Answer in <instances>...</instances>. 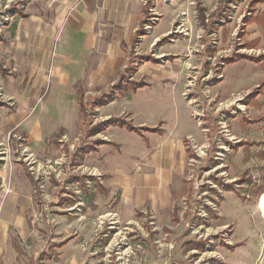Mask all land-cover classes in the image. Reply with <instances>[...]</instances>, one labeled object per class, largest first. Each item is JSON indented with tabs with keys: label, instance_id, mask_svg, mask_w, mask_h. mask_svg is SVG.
<instances>
[{
	"label": "rangeland",
	"instance_id": "rangeland-1",
	"mask_svg": "<svg viewBox=\"0 0 264 264\" xmlns=\"http://www.w3.org/2000/svg\"><path fill=\"white\" fill-rule=\"evenodd\" d=\"M250 1L229 0L205 31L196 0H148L135 44L88 62L76 85L79 115L65 110L60 122L43 118L34 135V114L48 113L54 102L46 85L24 75L25 54L1 49L35 1L0 0V264H264V218L256 207L264 193L257 196L264 184V59H223L264 54V26L245 22ZM201 2L207 16L219 0ZM137 7L130 5V16ZM127 25L137 29L139 21ZM143 54L154 59L141 62ZM138 80L147 84L135 88ZM117 116L163 134L141 127L149 146L125 128L108 133L110 125L88 136ZM60 127L62 135L54 136ZM97 139L117 142L108 151L116 159L106 160L108 152L76 158L79 146ZM184 144L192 155L183 161ZM150 150L156 168L169 163L170 203L163 208H151L145 192L137 194L140 206L130 205L122 187L123 172L142 175L130 162L140 164ZM113 164L120 165L116 172L102 173ZM155 194L158 201L163 196L159 188ZM206 239L204 250L193 248ZM236 243L242 244L228 248Z\"/></svg>",
	"mask_w": 264,
	"mask_h": 264
},
{
	"label": "crops",
	"instance_id": "crops-1",
	"mask_svg": "<svg viewBox=\"0 0 264 264\" xmlns=\"http://www.w3.org/2000/svg\"><path fill=\"white\" fill-rule=\"evenodd\" d=\"M34 1L32 14L16 21L13 30L14 38L10 46L6 49L2 48L1 51L9 56H12L14 52L25 54L23 61L27 63V69H25L24 75L38 78L40 84L46 85L48 100L54 102V106L50 107L48 113L43 110L34 114L33 124L35 125L32 131L35 135L41 134L44 119H52L54 123L57 122L56 120L60 122L65 110H70L73 113L74 110H77V115H79L76 85L85 76L88 62L92 58L103 60L106 55L110 57V50L114 54H119L120 45L125 46L130 43L129 40L136 28L134 25L129 29L127 21L132 18L138 23L140 18H138V13L141 12L142 5L139 10L137 6L140 0ZM132 4L134 6L136 4L138 10L136 16L129 15ZM44 103L45 101H43ZM46 104L47 102L44 105ZM114 126L119 127L110 125L108 130L106 129L108 133L109 129ZM60 130L59 135H62V127H60L54 136H59ZM162 132L155 134L162 135ZM146 138L147 141H144L141 137L145 146H149L148 136ZM107 140L114 144L97 145L95 150L84 153L81 159L91 152L102 154L108 152L110 151L109 145L117 147V142ZM168 150L166 145L165 151L168 152ZM108 153L110 154H108V158L106 155L105 159L112 161L115 155L112 152ZM152 153L153 150L145 152L143 162L140 164L136 163V160L130 162L131 165L144 170L141 176L134 174L127 176L125 172L121 175L123 177L121 178L122 187L131 197L130 205L140 206L142 200L137 197V194L143 192L148 194L147 201L151 208H163L170 203L168 193L169 163L164 167L156 168L154 166L155 158L148 155ZM180 153L184 161V155L187 156L185 144L181 146ZM119 167V164H113L111 172H102V169L97 168L98 175H102L101 172L104 174L116 172ZM248 167V163H246V168ZM153 172L158 173V176H153ZM100 186L104 190L107 189L102 184ZM158 188L162 190L163 194L159 201L155 198ZM170 194L172 196V191Z\"/></svg>",
	"mask_w": 264,
	"mask_h": 264
},
{
	"label": "trees",
	"instance_id": "trees-1",
	"mask_svg": "<svg viewBox=\"0 0 264 264\" xmlns=\"http://www.w3.org/2000/svg\"><path fill=\"white\" fill-rule=\"evenodd\" d=\"M228 2L229 0H219L218 5L216 6V8H214L207 16H206V8L203 6L201 0H196V10H197V18L199 23L203 26V28L205 29V31H208L212 28V26L215 24V22L218 20L219 16L223 14V11L226 10L228 8ZM258 3H264V0H251L250 1V5L252 6V8L250 9L251 11V15L249 19H247V17H245V22H249V21H254L259 25L264 26V9L263 10H259L256 9V4ZM148 8H149V2L148 0H146V2L141 6V11L142 14H145L146 16L148 15ZM145 17V16H144ZM144 21V18L139 19V27L134 31V34L131 36L130 40H129V44L130 46H133L135 44V42L137 41V35L140 31V27L142 25ZM258 38L255 39L252 42H247L246 45H248V47H254L257 44ZM153 56L147 54V55H141L140 56V60L141 62L143 60H153L154 58H152ZM242 58H246L249 60H252L254 62L257 61H261L262 59H264V54L258 55V56H253V55H248L245 53H238V52H234L232 55L223 58L225 63H232L234 61H237L239 59ZM135 88L136 87H142L144 85H146L147 83H145L144 80H138L135 83ZM77 103L78 106L81 107L80 104V98H79V94L77 92ZM98 104V102L96 103ZM80 113H81V109H80ZM245 120V119H244ZM253 121H258V119H255ZM109 125H117L119 127H125L128 131L131 132H135L138 135H140L142 137V139L144 141H147V138L145 136V134L143 133V130L141 129V127L138 126H134L133 124H131L130 121H127L121 117H112L109 118L107 120L102 121L99 125L95 126L93 128V130L91 131V133H88V136L96 134L98 132L103 131L107 126ZM146 131H153L155 133H161L162 129L157 127V126H145L143 127ZM61 133V130L58 132V135ZM96 144H114L111 141H107V140H103V139H97L95 140L94 144H86V145H82L79 146L76 151L74 152V154L77 156L76 158H78L79 160L81 159V157L83 156L84 153H88L90 151H93L96 149ZM253 144V142H252ZM191 150L189 149V147L186 145V153H187V158H190V156L192 155V153L190 152ZM261 155L264 157V147L261 149ZM78 160V161H79ZM185 182V180L183 181ZM220 184L224 187L225 190H233V184H226V183H222L220 182ZM96 185H99V183H96ZM101 187V186H100ZM264 191V184L259 188L258 192H257V196ZM172 214V219L174 221H177L179 219L178 214L176 212V210L174 209ZM208 240H203V241H199L197 243H195L193 248L199 249V250H204L205 246L207 245ZM64 242H58L56 244H54L55 247H59L62 246ZM242 244V243H241ZM239 244H233V245H228L229 249H234L236 246L241 245ZM170 264H180L178 262H171ZM203 264V263H201ZM217 264H224L221 261H218Z\"/></svg>",
	"mask_w": 264,
	"mask_h": 264
},
{
	"label": "bare ground",
	"instance_id": "bare-ground-1",
	"mask_svg": "<svg viewBox=\"0 0 264 264\" xmlns=\"http://www.w3.org/2000/svg\"><path fill=\"white\" fill-rule=\"evenodd\" d=\"M256 207L260 212V215L264 218V193L261 195V198L257 199Z\"/></svg>",
	"mask_w": 264,
	"mask_h": 264
},
{
	"label": "water",
	"instance_id": "water-1",
	"mask_svg": "<svg viewBox=\"0 0 264 264\" xmlns=\"http://www.w3.org/2000/svg\"><path fill=\"white\" fill-rule=\"evenodd\" d=\"M261 198V196L259 197V199Z\"/></svg>",
	"mask_w": 264,
	"mask_h": 264
}]
</instances>
